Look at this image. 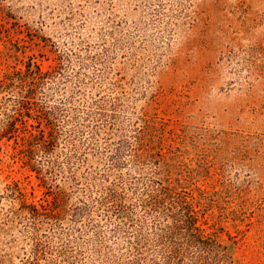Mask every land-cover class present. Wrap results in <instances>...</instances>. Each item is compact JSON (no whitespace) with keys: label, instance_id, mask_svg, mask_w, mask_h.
Listing matches in <instances>:
<instances>
[{"label":"trees","instance_id":"16d2710c","mask_svg":"<svg viewBox=\"0 0 264 264\" xmlns=\"http://www.w3.org/2000/svg\"><path fill=\"white\" fill-rule=\"evenodd\" d=\"M192 1L145 0L98 45L53 42L49 69L29 59L0 76V157L12 144L46 195L35 202L18 183L0 193V264L17 251L20 264H238L222 228H207L213 200L183 183L151 118L127 114L116 68L168 46ZM20 2L0 0L16 27Z\"/></svg>","mask_w":264,"mask_h":264},{"label":"rangeland","instance_id":"374dc122","mask_svg":"<svg viewBox=\"0 0 264 264\" xmlns=\"http://www.w3.org/2000/svg\"><path fill=\"white\" fill-rule=\"evenodd\" d=\"M144 1L21 0L20 27L0 12V76L29 59L49 69L53 42L62 50L79 38L98 45L104 27L135 19ZM188 14L168 46L140 52L135 63L119 57L127 114H147L159 128L157 146L189 174L183 183L213 200L207 228H222L236 262L264 264V0H193ZM11 183L35 202L46 198L6 144L0 193Z\"/></svg>","mask_w":264,"mask_h":264}]
</instances>
